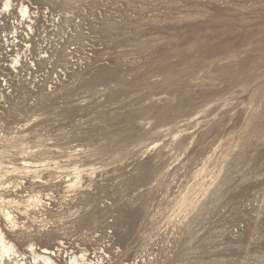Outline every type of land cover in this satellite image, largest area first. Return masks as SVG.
Returning a JSON list of instances; mask_svg holds the SVG:
<instances>
[{"label": "rangeland", "instance_id": "rangeland-1", "mask_svg": "<svg viewBox=\"0 0 264 264\" xmlns=\"http://www.w3.org/2000/svg\"><path fill=\"white\" fill-rule=\"evenodd\" d=\"M0 21L22 34L0 38V227L27 260L264 264V0H0Z\"/></svg>", "mask_w": 264, "mask_h": 264}, {"label": "bare ground", "instance_id": "bare-ground-1", "mask_svg": "<svg viewBox=\"0 0 264 264\" xmlns=\"http://www.w3.org/2000/svg\"><path fill=\"white\" fill-rule=\"evenodd\" d=\"M2 177L3 176L0 175V188L3 187L2 185L3 183L1 181ZM76 177L78 179V175ZM77 179L75 181H72L71 184H75ZM28 200H31L32 203H36V204L41 203V198L37 197V195L36 196L31 195L30 198H28ZM11 202L12 199H5L4 196L0 195V214L3 217V219L6 221V223L9 225L8 227L10 231L16 230V228H18L19 226V222L15 219V216L12 213V209L9 207ZM189 202H187V204ZM28 247L33 255L31 256L32 259L29 260H27L26 254L22 253L21 251H18L17 246L12 242L11 239L8 238L7 234L0 227V264H54V261H52L51 257L49 255H46L49 253L47 249L43 248L41 252L45 254H42L40 251L38 252L36 251V249H34L35 246L33 243L30 242L28 244ZM75 259L76 258L74 257V260Z\"/></svg>", "mask_w": 264, "mask_h": 264}, {"label": "built area", "instance_id": "built-area-1", "mask_svg": "<svg viewBox=\"0 0 264 264\" xmlns=\"http://www.w3.org/2000/svg\"><path fill=\"white\" fill-rule=\"evenodd\" d=\"M2 6L4 9V4ZM22 6L23 5H20L19 15L17 17V19L19 21L18 29H19V32H21L20 28H22V27L25 28L24 30L22 29L24 36H25V38H24L25 40H21V41H24L23 42L24 46L28 49L30 44H31V42H30L31 37L29 36V33L32 30V27H31L32 24L28 20V19H30V16L28 13L29 12L28 7L26 5L24 6V8H25V13H24V11H22ZM35 7L37 8L36 4H35ZM0 22H2V24H0V38L2 39L3 42L6 41L7 46L14 47V45L16 44V42H18V39L22 36V34L20 33V37L17 38L19 35V32L16 29V30L12 31V36H10V34H8V36L5 35L3 33L4 31H2V29H4V28H2V26L7 25V23H4L3 21H0ZM26 32H28V33H26ZM7 46L5 45L6 49H7Z\"/></svg>", "mask_w": 264, "mask_h": 264}, {"label": "snow or ice", "instance_id": "snow-or-ice-1", "mask_svg": "<svg viewBox=\"0 0 264 264\" xmlns=\"http://www.w3.org/2000/svg\"><path fill=\"white\" fill-rule=\"evenodd\" d=\"M8 7H9V4L7 2H5L4 3V10L7 11Z\"/></svg>", "mask_w": 264, "mask_h": 264}]
</instances>
